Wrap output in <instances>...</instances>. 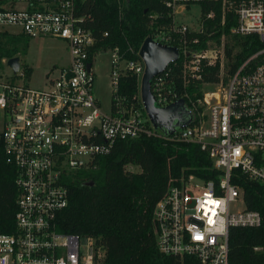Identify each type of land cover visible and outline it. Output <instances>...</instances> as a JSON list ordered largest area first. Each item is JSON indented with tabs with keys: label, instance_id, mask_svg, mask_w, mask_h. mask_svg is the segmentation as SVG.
<instances>
[{
	"label": "built area",
	"instance_id": "2783aa9c",
	"mask_svg": "<svg viewBox=\"0 0 264 264\" xmlns=\"http://www.w3.org/2000/svg\"><path fill=\"white\" fill-rule=\"evenodd\" d=\"M176 1L165 4L173 10ZM232 10L236 23L229 34H256L264 44V1L242 0ZM86 17L76 0H0V30L15 27L12 33L29 38L60 39L69 53L68 64L39 88L25 82L21 62L14 72L9 58L1 60L0 138L6 162L16 169L17 210L14 230L0 232V264H100L104 250L92 236L57 230V215L68 204L64 178L96 169L98 157L116 141L140 136L195 143L220 172L217 182L189 174L168 186L152 215L159 252L192 256L197 264H230V228L261 223L233 180L264 184V45L227 74L225 42L220 48H192L199 41L187 37L188 25L173 19L170 27L156 28L150 37L176 46L179 56L152 77L150 91L159 107L184 99L191 114V122L166 134L153 126L141 100L145 66L139 51L131 58L118 45L104 47L86 27ZM100 54L109 56L108 111L94 93ZM217 63L218 81H203L204 66ZM125 75L138 81L131 97L119 91ZM196 83L210 89L192 97L187 89ZM232 204L240 207L231 209Z\"/></svg>",
	"mask_w": 264,
	"mask_h": 264
},
{
	"label": "trees",
	"instance_id": "16d2710c",
	"mask_svg": "<svg viewBox=\"0 0 264 264\" xmlns=\"http://www.w3.org/2000/svg\"><path fill=\"white\" fill-rule=\"evenodd\" d=\"M166 0H76L80 14L86 15V27L104 47L118 45L126 57H136L144 39L156 28L173 24L172 8ZM242 0H179L181 4L200 6L203 33L190 32L198 38L193 48L206 47L209 38L219 43L225 34V71L234 73L252 53L263 47L256 34L228 35L236 23L227 2ZM264 1V0H263ZM212 12L213 18H207ZM222 15H224L221 26ZM153 16V17H152ZM152 18L153 23L148 24ZM108 31V36L103 32ZM23 34L10 35L0 30V67L2 58L24 53ZM218 63L206 66L203 81H218ZM119 91L131 97L138 93L133 75L120 80ZM187 91L192 97L202 96L201 84ZM201 91V92H200ZM94 170H78L64 178L68 204L57 215V230L63 233L92 236L104 250L100 264H197L192 256L176 257L159 252L152 219L156 202L175 179L193 174L205 181L219 180L206 152L195 143L172 142L157 137L140 136L118 140L112 150L97 159ZM135 165L138 172L126 169ZM16 169L6 162L0 138V232L14 230L17 191ZM244 191L247 208L261 215L258 227H232L229 230L230 264H264V184L246 178L233 180ZM91 183V184H89Z\"/></svg>",
	"mask_w": 264,
	"mask_h": 264
},
{
	"label": "rangeland",
	"instance_id": "374dc122",
	"mask_svg": "<svg viewBox=\"0 0 264 264\" xmlns=\"http://www.w3.org/2000/svg\"><path fill=\"white\" fill-rule=\"evenodd\" d=\"M222 2L224 5L225 0H222ZM226 4L227 5L225 7L232 10V6L235 3L227 2ZM180 6L183 8L182 12H180ZM171 13L173 14L175 23L188 25L191 32L203 33V19L200 17V6L198 4H181L179 1H176ZM149 19L150 21L148 24L151 25L153 20L152 18ZM223 19L224 15H222L221 26L223 24ZM16 30L17 28L15 27H6L5 29V31L10 35H19L12 33ZM228 35L230 34L228 33ZM22 37L26 42V49L24 53H18L17 56L20 58L21 65L25 73V82L32 87H43L47 77L55 75L57 70L68 64L69 53L66 43L60 39L51 37L29 38L25 35H22ZM226 41L227 39L225 34L220 36L219 43L214 41V39L209 38L206 42V48H220L222 43ZM94 65V93L101 108L108 111L111 97V88L109 83V56L107 54H100L95 59ZM0 68H2V66ZM207 89H210L207 83L201 85L202 93ZM126 169L132 172L139 171V168L135 165H128L126 166ZM236 206L240 207V205L232 204L231 209H235Z\"/></svg>",
	"mask_w": 264,
	"mask_h": 264
},
{
	"label": "water",
	"instance_id": "95a60500",
	"mask_svg": "<svg viewBox=\"0 0 264 264\" xmlns=\"http://www.w3.org/2000/svg\"><path fill=\"white\" fill-rule=\"evenodd\" d=\"M138 54L145 66L140 86L141 100L153 126L169 134L181 125L191 122V114L184 104V99H179L166 107H159L150 91L152 77L163 71L170 62L178 59V48L158 43L148 36L141 44ZM7 65L17 72L20 66L19 56L10 57ZM87 67H90V63H87Z\"/></svg>",
	"mask_w": 264,
	"mask_h": 264
},
{
	"label": "crops",
	"instance_id": "0c3cea01",
	"mask_svg": "<svg viewBox=\"0 0 264 264\" xmlns=\"http://www.w3.org/2000/svg\"><path fill=\"white\" fill-rule=\"evenodd\" d=\"M185 10V9H184ZM183 11V8H182V6H180V12H182ZM174 19V18H173ZM174 22H175V19H174Z\"/></svg>",
	"mask_w": 264,
	"mask_h": 264
}]
</instances>
